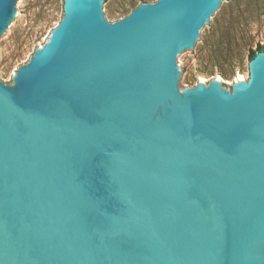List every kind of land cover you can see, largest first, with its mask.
<instances>
[{"label": "water", "instance_id": "obj_1", "mask_svg": "<svg viewBox=\"0 0 264 264\" xmlns=\"http://www.w3.org/2000/svg\"><path fill=\"white\" fill-rule=\"evenodd\" d=\"M231 1L64 0L0 79V264H264V51L232 90L183 68Z\"/></svg>", "mask_w": 264, "mask_h": 264}, {"label": "rangeland", "instance_id": "obj_2", "mask_svg": "<svg viewBox=\"0 0 264 264\" xmlns=\"http://www.w3.org/2000/svg\"><path fill=\"white\" fill-rule=\"evenodd\" d=\"M104 2L110 23L127 17L135 9V6L130 5V0ZM249 3L248 0H233L226 4L215 18V28L208 37L214 39L218 36L216 32L231 26L241 9V24L234 30L235 42L229 49L232 58L230 61H222V64L217 66L202 63V55L208 50L206 42L202 49L183 59L186 89L194 88L200 82L209 85L215 78L221 80L226 90H232L236 82L248 81V50H255L258 44L264 45V8L252 10L253 7L248 6ZM64 14V0H26L22 20L0 45V79L6 85H14L13 78L18 69L27 64L36 50L48 42L52 31L63 20ZM231 69L235 71L231 77L224 78L221 75V72L231 73ZM212 71L214 73L211 75Z\"/></svg>", "mask_w": 264, "mask_h": 264}, {"label": "trees", "instance_id": "obj_3", "mask_svg": "<svg viewBox=\"0 0 264 264\" xmlns=\"http://www.w3.org/2000/svg\"><path fill=\"white\" fill-rule=\"evenodd\" d=\"M153 0H130V5L135 6L137 8L140 4L144 3H153ZM250 3L248 6L253 7L252 10H259L264 8V0H248ZM138 2V3H137ZM139 4V5H138ZM137 6V7H136ZM255 7V8H254ZM132 12V11H131ZM241 9H239L238 15H236L234 22L231 24V26L226 27L224 30H219L216 32V36L214 39L211 37L206 41V45L208 47V50L202 55L201 62L205 64H209L211 66H217L222 64V61H230L231 58V51L229 49L232 48L235 38L234 30L236 27H238V24H241L242 14L240 13ZM243 12V10H242ZM215 35V33H213ZM264 51V45L258 44L256 49H249L247 58L249 61L254 59V57L259 52ZM231 73H225L221 72V75L224 78H229L232 76V74L235 73L233 69H231ZM214 73V71L211 72V75ZM231 74V75H229Z\"/></svg>", "mask_w": 264, "mask_h": 264}, {"label": "bare ground", "instance_id": "obj_4", "mask_svg": "<svg viewBox=\"0 0 264 264\" xmlns=\"http://www.w3.org/2000/svg\"><path fill=\"white\" fill-rule=\"evenodd\" d=\"M218 80H219V78H218Z\"/></svg>", "mask_w": 264, "mask_h": 264}]
</instances>
